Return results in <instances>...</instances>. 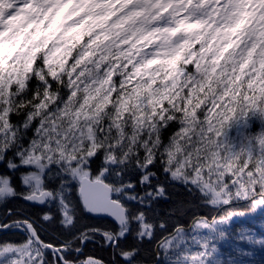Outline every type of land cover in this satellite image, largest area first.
<instances>
[{
    "label": "snow or ice",
    "instance_id": "1",
    "mask_svg": "<svg viewBox=\"0 0 264 264\" xmlns=\"http://www.w3.org/2000/svg\"><path fill=\"white\" fill-rule=\"evenodd\" d=\"M180 2L8 0L0 264H264V88L232 87L253 0Z\"/></svg>",
    "mask_w": 264,
    "mask_h": 264
},
{
    "label": "rangeland",
    "instance_id": "2",
    "mask_svg": "<svg viewBox=\"0 0 264 264\" xmlns=\"http://www.w3.org/2000/svg\"><path fill=\"white\" fill-rule=\"evenodd\" d=\"M168 2L169 0H162V3L166 4ZM106 7L107 6L102 3L100 8L94 9V12H96L97 14H103ZM114 7H119V5L114 4ZM181 7L182 3L180 2V0H172V8L170 9V13L179 12ZM244 10L254 13V15L248 17V23L245 25V32L242 36V43L238 46L237 49H235L237 55L233 59L236 61V72L237 74H240L241 79L240 81H237L235 84H233L232 87L241 91H251V89H249V84H252V88L259 91L257 85H259V88H264V84L260 83L261 80H264V67H261V65L264 64V19L261 18L262 15H264V8H259L255 4L254 6H250L249 8ZM7 12L8 10L4 13ZM21 23L22 20H13L9 22L13 31H15L16 26L20 25ZM96 30L103 31L102 28H97ZM30 31H34V29H30ZM10 35L11 32L7 33L5 37H0V40H4ZM102 43L106 44L108 43V41H103ZM245 45H247V48L245 47ZM253 46L256 47V51L252 54L248 66L243 70V73H240L238 67L242 62L240 58L243 57L247 59V50ZM9 47H11V45H9ZM149 51H151V49H149ZM4 54L7 55V52L5 51ZM57 58L61 60L64 58L63 51L60 53H56V55L52 57L53 60H56ZM90 59L91 58H89V60ZM155 67L159 66H154V68ZM228 68L229 70L232 68L231 62L229 63ZM153 70L154 69L143 70V72H152ZM113 71L115 72V68L113 69ZM4 75L7 76L8 73L5 72ZM147 78L149 77H145V79ZM253 80H255V83H253ZM181 85L182 81L179 80L176 81L175 84H172L170 81L165 82V85H162L159 89L154 90L152 95L156 97L157 100H159L162 96H167L168 99L172 100L173 103L179 102L183 93V88ZM110 89L114 90L110 83L100 85V91H98L95 96H93V98L88 101V104L94 106L96 103H103L102 97L104 93ZM131 93V96L128 94L126 98H124L129 109L135 108L139 104V98H137L136 100L132 99V96H136V90L132 89ZM144 95H147V93H145ZM173 96L175 97V99H173ZM207 99H211V96L209 95L208 97H198L194 102H199V100ZM155 102L156 101H154V103ZM144 116L146 117L147 113H144ZM137 119H140V117L138 116ZM231 135L236 140V142L239 143L241 137L237 135L235 129L231 130Z\"/></svg>",
    "mask_w": 264,
    "mask_h": 264
},
{
    "label": "trees",
    "instance_id": "3",
    "mask_svg": "<svg viewBox=\"0 0 264 264\" xmlns=\"http://www.w3.org/2000/svg\"><path fill=\"white\" fill-rule=\"evenodd\" d=\"M7 4H8V0H4V3H0V14H3L5 11L8 10V7H7ZM256 3H255V0H253V4L251 6H254ZM249 8V7H248ZM244 10V9H243ZM132 90V89H131ZM130 90V91H131ZM129 93H124L123 94V98H126V96L128 95ZM26 103V102H24ZM175 103H178V102H175ZM23 106V105H22ZM105 255L106 258H108V253H103ZM109 264H112V262L109 260ZM118 264V262H117Z\"/></svg>",
    "mask_w": 264,
    "mask_h": 264
}]
</instances>
